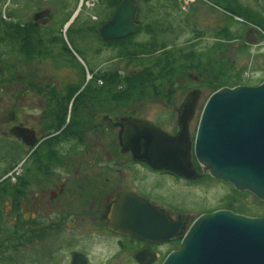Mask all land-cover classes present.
<instances>
[{
	"label": "flooded vegetation",
	"instance_id": "flooded-vegetation-1",
	"mask_svg": "<svg viewBox=\"0 0 264 264\" xmlns=\"http://www.w3.org/2000/svg\"><path fill=\"white\" fill-rule=\"evenodd\" d=\"M13 1L9 9L0 0V264H164L183 249L184 237L201 217L224 211L241 215L230 206L199 211L163 194V181L188 188L215 181L228 186L229 199L241 204L244 192L198 164L203 177L189 180L137 160L125 148L132 126L140 122L175 136L179 112L192 92L184 90L177 98L174 85L166 92L162 82L140 93L130 86L129 68L113 69L115 62H131L125 42L144 30L139 5L140 32L122 40L101 36L118 7L86 9L100 14L81 21L77 53L64 37L85 10L74 7L76 0ZM146 48L140 44L137 52L145 57ZM166 52L170 49L154 55ZM4 68L10 85L2 84ZM132 90L135 103L152 94L166 106L156 123L137 114L127 95ZM194 123L195 118L189 126L192 139ZM141 204L181 223L178 238L148 241L115 230L116 209L122 210L116 218L121 221L130 210L138 216Z\"/></svg>",
	"mask_w": 264,
	"mask_h": 264
},
{
	"label": "water",
	"instance_id": "water-1",
	"mask_svg": "<svg viewBox=\"0 0 264 264\" xmlns=\"http://www.w3.org/2000/svg\"><path fill=\"white\" fill-rule=\"evenodd\" d=\"M139 13L135 0H123L102 28V38L122 40L138 34ZM249 36L245 40L247 45L257 43ZM200 98L201 91L197 89L187 96L179 112V132L175 136L140 122L132 126L125 148L131 149L137 160L189 180L203 177L198 164L212 178L264 202V83L214 93L192 139L189 126ZM121 211L116 209V218ZM152 211L150 206L145 210L141 204L138 216L134 217L136 212L131 210L123 213L124 219H114V228L148 241L178 238L181 223L172 222L165 213ZM164 264H264V218L225 211L201 217L184 237L183 249L170 254Z\"/></svg>",
	"mask_w": 264,
	"mask_h": 264
},
{
	"label": "rangeland",
	"instance_id": "rangeland-1",
	"mask_svg": "<svg viewBox=\"0 0 264 264\" xmlns=\"http://www.w3.org/2000/svg\"><path fill=\"white\" fill-rule=\"evenodd\" d=\"M13 3V0H3V6L9 9ZM239 4L237 8L242 9L237 11V4L232 0H226L223 5L232 8L231 12L216 6L210 0H151L149 3L141 4L140 21L144 30L125 42L130 45L126 48L129 47L131 62L130 64L126 60L115 62L113 69L126 71L129 68L130 86L139 89L138 92L163 82L166 92L174 85V91L179 92L178 98L183 95L182 91H194L198 88L197 90L202 92V97L194 126L197 124L199 126L202 112L214 93L226 88L257 87L264 83V0H240ZM78 5L80 2L76 0L74 7L77 8ZM101 5L107 6L100 0L97 8ZM89 14L100 12L98 9L92 11L85 9L81 20L68 34L67 29L64 36L68 46L77 53L80 45L76 42V37L83 29L81 21L90 20ZM4 15L8 16V13ZM248 34H251L252 39L255 37L257 43L247 45L245 38ZM140 44H147L149 48H146L145 57L140 55L143 52H137ZM163 48H169L170 53L166 52L160 57L154 55ZM115 58L117 59L116 55ZM104 61H107L106 57ZM152 65L156 67L149 70L154 67ZM149 71H154L156 75L150 74ZM195 77L199 80L197 81ZM11 79V76L7 77L2 84L10 85ZM134 92L132 90L127 95L131 105H137V114L155 120L156 123L159 114L166 111L164 109L166 106L157 99H152V94H149L145 101L135 103L132 98ZM140 93L139 96L142 95ZM124 99L128 100V97ZM165 183L163 181L164 195L195 204L196 210L212 211L230 206L243 216L264 218L262 201L255 202V197L244 192L241 204L234 203L229 199L231 193L229 187L221 182L204 181L193 188L185 187L183 184Z\"/></svg>",
	"mask_w": 264,
	"mask_h": 264
},
{
	"label": "trees",
	"instance_id": "trees-1",
	"mask_svg": "<svg viewBox=\"0 0 264 264\" xmlns=\"http://www.w3.org/2000/svg\"><path fill=\"white\" fill-rule=\"evenodd\" d=\"M121 1L122 0H102V3L104 2L107 6H109L111 9H115V8H117L118 6H119V4L121 3ZM136 2H137V4L139 5V6H141V4H146V3H149L151 0H135ZM211 2L213 1V3L216 5V6H219L220 8H222V9H224L225 11H233V9L232 8H230L229 9V7L227 6V7H225L223 4L226 2V0H210ZM234 3H236L237 5H236V10L237 11H239V10H241L240 8H237V6L238 5H240L239 4V1L240 0H232ZM236 11V12H237ZM238 13V12H237ZM6 37H8V36H6ZM153 61H155V59L153 60ZM167 62H169V61H167ZM4 64H5V62H4ZM152 66H154L153 68H149V70H151V69H154L156 66L155 65H152ZM7 68V67H6ZM6 68H4V70H3V75H2V80H5L6 78H7V72H6ZM9 68V67H8ZM5 81H3V83H4ZM264 204V203H263Z\"/></svg>",
	"mask_w": 264,
	"mask_h": 264
},
{
	"label": "built area",
	"instance_id": "built-area-1",
	"mask_svg": "<svg viewBox=\"0 0 264 264\" xmlns=\"http://www.w3.org/2000/svg\"><path fill=\"white\" fill-rule=\"evenodd\" d=\"M99 0H80L81 7H86L88 9H91L96 6Z\"/></svg>",
	"mask_w": 264,
	"mask_h": 264
},
{
	"label": "crops",
	"instance_id": "crops-1",
	"mask_svg": "<svg viewBox=\"0 0 264 264\" xmlns=\"http://www.w3.org/2000/svg\"><path fill=\"white\" fill-rule=\"evenodd\" d=\"M253 38H255V37H253Z\"/></svg>",
	"mask_w": 264,
	"mask_h": 264
}]
</instances>
